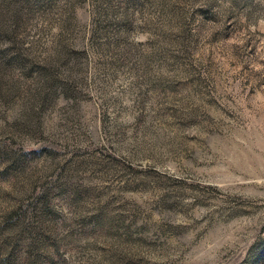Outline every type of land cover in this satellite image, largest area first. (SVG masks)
<instances>
[{
  "label": "rangeland",
  "instance_id": "obj_1",
  "mask_svg": "<svg viewBox=\"0 0 264 264\" xmlns=\"http://www.w3.org/2000/svg\"><path fill=\"white\" fill-rule=\"evenodd\" d=\"M0 264H264V0H0Z\"/></svg>",
  "mask_w": 264,
  "mask_h": 264
}]
</instances>
